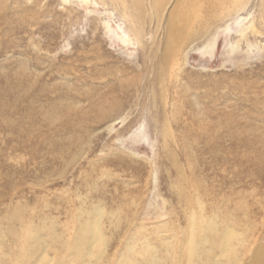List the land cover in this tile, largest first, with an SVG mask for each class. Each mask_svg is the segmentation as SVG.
I'll return each instance as SVG.
<instances>
[{
  "label": "rangeland",
  "instance_id": "1",
  "mask_svg": "<svg viewBox=\"0 0 264 264\" xmlns=\"http://www.w3.org/2000/svg\"><path fill=\"white\" fill-rule=\"evenodd\" d=\"M123 1L0 0V264L74 262L97 211V264L126 244L175 264L185 199L233 224L241 264L264 247V0L185 7L161 84L175 0H144L138 39Z\"/></svg>",
  "mask_w": 264,
  "mask_h": 264
},
{
  "label": "bare ground",
  "instance_id": "2",
  "mask_svg": "<svg viewBox=\"0 0 264 264\" xmlns=\"http://www.w3.org/2000/svg\"><path fill=\"white\" fill-rule=\"evenodd\" d=\"M150 1L157 8L163 0ZM240 1L228 0L226 13H230L234 6L241 5ZM194 3L195 0H175L168 21L167 46L161 62L155 67L157 70L155 75L156 83L161 84L164 71L170 67L173 57L183 55V47L187 44L188 40L196 35V32H191L186 28L189 16L186 11H182L185 7H191ZM122 6L131 25V31L135 39H138L142 33L144 22V0H124ZM192 14L193 16L195 14V18H197L195 10L192 11ZM214 46L215 42L212 39L207 44V49H213ZM166 137H170V130L167 126L163 125V141ZM177 172L181 174L179 169ZM185 203L189 211L187 214L188 228L181 238L183 242L179 243L178 253H175L177 256L175 257L172 254L173 252L170 251L171 253H168L170 255L169 259L174 261L175 264H241L242 257L238 249L241 240L238 239L239 235L234 230L233 224L229 220H224L220 226L219 222L215 220L217 219L215 216L204 217L200 214V211V213L196 212V207L201 211L203 210V207L198 201L195 205H192L191 202L188 204L185 199ZM96 213L100 216L92 222L91 226L82 225L78 229L73 243L68 246L67 249L73 252L75 257L74 262L70 264H76L77 261H82L83 259H86L87 264H97L101 260L105 240L102 236L101 227L99 226L101 212L97 211ZM27 237L29 238L31 236L27 233H24L22 236L23 239ZM92 244H94V247H91ZM126 245L124 253H121L122 255L120 254L116 258L117 260L115 259L114 264H162L160 263L161 258L158 257L155 249L151 248V246L142 245L138 250L133 245ZM30 255L27 252L26 256L29 257ZM137 258L140 260L137 261ZM57 261H60V257L57 258ZM44 262L45 260L42 259L38 264H43ZM246 264H264V247H259Z\"/></svg>",
  "mask_w": 264,
  "mask_h": 264
}]
</instances>
